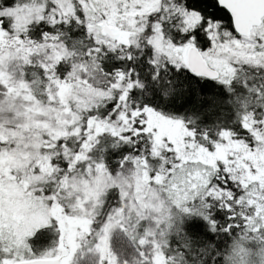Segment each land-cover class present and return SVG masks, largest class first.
Returning <instances> with one entry per match:
<instances>
[{
  "label": "snow or ice",
  "instance_id": "snow-or-ice-1",
  "mask_svg": "<svg viewBox=\"0 0 264 264\" xmlns=\"http://www.w3.org/2000/svg\"><path fill=\"white\" fill-rule=\"evenodd\" d=\"M0 264H264V0H0Z\"/></svg>",
  "mask_w": 264,
  "mask_h": 264
}]
</instances>
